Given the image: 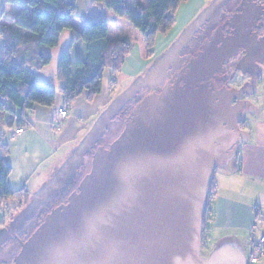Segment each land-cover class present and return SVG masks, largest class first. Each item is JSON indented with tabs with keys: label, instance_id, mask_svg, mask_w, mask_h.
I'll list each match as a JSON object with an SVG mask.
<instances>
[{
	"label": "water",
	"instance_id": "water-1",
	"mask_svg": "<svg viewBox=\"0 0 264 264\" xmlns=\"http://www.w3.org/2000/svg\"><path fill=\"white\" fill-rule=\"evenodd\" d=\"M243 12L130 113L109 148L95 150L77 191L21 241L14 264H206L200 253L210 186L247 138L239 123L251 104L233 107L240 91L212 88L240 48L259 44L241 23Z\"/></svg>",
	"mask_w": 264,
	"mask_h": 264
},
{
	"label": "rangeland",
	"instance_id": "rangeland-1",
	"mask_svg": "<svg viewBox=\"0 0 264 264\" xmlns=\"http://www.w3.org/2000/svg\"><path fill=\"white\" fill-rule=\"evenodd\" d=\"M143 2L147 4L149 0H127L126 6L130 10H134L138 3ZM240 2L241 0H187L183 2L173 14V26L170 29L162 27L157 32L152 49L147 47L141 33L127 18L124 17V22H117L114 25L107 13L116 14L107 8L94 7L88 12L85 19L89 22L94 17L100 16L101 22H105L112 30L111 37H114L119 31L123 32V36H125L123 38L130 45L129 55L119 75H114L110 69L104 73L103 94L110 93L111 104L107 111L101 115L97 124L95 119L87 118L81 108H77L78 106L75 107V110L72 108L70 110L71 118H75V122L82 128L91 127L92 122L95 124L93 129L95 132L87 143L84 141L83 145H80L81 137L84 135L82 134L78 137L80 140L76 138L72 144L69 142L59 150L57 147L54 150L44 143L41 132L33 134L32 139L25 143V139L34 133L32 127H24L25 134L22 137H13L12 133L18 128L17 122L13 129H9L5 121L2 120L3 124H0L1 144L6 147L5 158L13 163L14 178L19 177L22 169L24 170L27 166L29 170L38 171L39 174L35 180L24 178L29 189L25 188L28 198L24 201L21 210L11 213V209L17 204L12 200L0 203V264L15 263L21 241H26L53 211L66 203L69 196L77 191L84 176L91 171L95 150L100 147L109 148L117 140L125 129V123L130 113L148 95L158 92L163 83L178 72L179 68L200 49L204 42L212 37L222 23L232 17ZM17 13L15 8L4 4L0 10V22L13 24ZM121 18L123 17H119V19ZM75 20L76 17L73 16L72 22L74 23ZM65 33H70V30ZM2 43L3 41H0V47ZM71 43V40L62 37L61 48L56 50V56L61 53V50L62 52L68 50ZM79 56L80 48L77 47L72 54L73 70H75ZM247 56L244 60H241L240 57L236 58L225 70L229 74L235 71L229 85L238 88L240 96L244 95L243 100L246 98L250 100L255 96L253 93L252 97L251 93L253 84H256V80L252 77L254 72L264 73V39ZM48 86L57 92L56 103L52 107L55 109L63 97L57 82L49 83ZM6 117L8 119V115ZM251 120L252 114L249 112L244 122L246 127L249 126ZM52 132L54 135H59L60 130L54 128ZM0 150L4 153L2 148ZM73 153L75 156H71ZM238 154L239 148L233 150L227 162L217 168V172L232 168ZM67 155L70 157L64 160ZM55 168H61L59 171L62 173V177H65L64 179L57 180V177L54 181L51 180ZM40 177H43L48 184L46 188H42V184L38 183L37 179ZM62 183L64 185H61ZM212 248L207 239V242L201 246L200 260H210L213 264H222L218 260V256L212 254ZM213 259L219 262L217 263Z\"/></svg>",
	"mask_w": 264,
	"mask_h": 264
},
{
	"label": "trees",
	"instance_id": "trees-1",
	"mask_svg": "<svg viewBox=\"0 0 264 264\" xmlns=\"http://www.w3.org/2000/svg\"><path fill=\"white\" fill-rule=\"evenodd\" d=\"M126 1L93 0L94 4L107 8L116 16L127 18L144 37L147 47L152 49L159 29L173 26L174 12L187 0H151L147 6L138 4L134 10L126 6ZM5 3L21 7L13 19L16 28L2 26L1 30L0 114L8 115L5 121L7 128L13 129L16 122L17 130L31 127L26 117L28 112L37 107L51 108L55 105L57 92L40 84L34 71L52 63V51L59 46L60 35L65 31H72V44H85L86 56L76 61L75 70L71 49L66 50L60 59L58 79L64 83L60 89L65 104L63 110L71 109L84 93L88 94L89 101L100 95L107 69L114 75L121 73L130 52L129 43L126 40H110L109 27L105 22L75 29L72 17L76 13V0H5ZM0 124L3 121L0 120ZM1 143L2 139L0 148L4 153L0 150V203L9 200L16 202L11 209V213H16L22 209L28 192L25 188L18 191L10 188L12 168L5 158L6 147ZM213 192L214 181L207 197L201 246L207 242L210 232L208 224L212 214Z\"/></svg>",
	"mask_w": 264,
	"mask_h": 264
},
{
	"label": "crops",
	"instance_id": "crops-1",
	"mask_svg": "<svg viewBox=\"0 0 264 264\" xmlns=\"http://www.w3.org/2000/svg\"><path fill=\"white\" fill-rule=\"evenodd\" d=\"M150 1L151 0H149V2ZM149 2L147 4L145 2L138 4L147 6ZM4 4L5 6H12L7 5L5 0H0V10L3 8ZM12 7L15 8L18 13L21 11L20 6ZM94 7L102 8V6L94 4L93 0H76V13L74 15L76 20L74 23L72 22L75 29L81 30L85 26L100 23L102 21L101 18H99L100 16L94 17L89 22L85 19L88 12ZM107 16L114 25L117 22H124V18L119 19L116 15L107 13ZM2 26L16 28L13 24H7L1 21V42L3 41L1 36ZM22 33L24 34V32ZM111 35L112 30L109 28L110 40H125L122 31H119L114 37H111ZM62 37L68 38L72 42L73 33L72 31H70V33L63 32L60 35L59 46L52 51V63L47 67L37 70L38 82L40 84L48 86L49 83L57 82L59 89L64 87V83L58 79V66L66 50L63 52L61 50V53H58L57 56L55 52L61 48ZM77 47L80 48V56L77 59L84 58L86 56V46L83 42L71 43L67 49H71L72 55ZM252 77L256 80V86L253 84V91H251L252 97L253 93L255 94L253 99L249 100L246 98L251 104L250 112L252 114V120L249 126L246 127L245 125L244 128L247 138L239 147V154L233 167L230 169L226 168L222 172L216 171L214 178V196L211 202L212 214L208 224L210 229L208 239L213 247L212 254L217 255L218 260L222 264H250L251 236L253 233H256L257 236H264V73L258 74L254 72ZM103 91L104 85L102 93L96 96L93 101H89L88 94L84 93L74 103L72 109L75 110V107L78 106L77 108H81V111L87 118L95 119V123L97 124L102 117L101 115L107 111L108 106L111 104L110 93L108 92L104 95ZM59 102V105H57L55 109H52V107H37L33 111L27 113V120L30 122L33 130L32 132L34 133H31L32 135L25 139V143L32 139L33 134L41 132L44 143L47 144L48 147L54 148V150L56 147L57 150H59L64 147L66 143L70 142L72 144V141H75V139L82 134L84 135L81 137L82 142L80 145H83L84 141L87 143L93 136L95 124L92 122L90 124L91 127L82 128L80 124L75 122V118H71V109L68 110L69 117L62 123L63 128L57 129L55 126L56 119L60 111L65 108L63 98H61ZM100 111L102 112L101 114ZM6 116L5 114H0V120L6 121ZM54 128L60 130L59 135L53 134L52 131ZM14 133L15 132L12 133L13 137H17L14 136ZM24 134L25 131L18 136L22 137ZM73 155L74 153L71 154V156ZM67 157L70 156H65L64 160H67ZM6 160L8 165L13 167L12 174L9 178L10 188L14 191L23 188L29 189L24 178L35 180L39 172L29 170L27 166L24 170L22 169L19 177L14 178L15 169L13 163L9 162L8 158ZM60 169L61 168H55L56 171L54 170L51 175L52 181L57 179V177V180L65 178L62 177V173L59 171ZM67 179L66 181H68ZM37 181L42 184V188L48 186L43 177L38 178ZM64 184L66 185L65 181ZM64 184L62 183L61 185ZM213 260L217 263L219 262L215 259ZM204 262L206 264H213L210 260H205ZM258 264H264V258Z\"/></svg>",
	"mask_w": 264,
	"mask_h": 264
},
{
	"label": "flooded vegetation",
	"instance_id": "flooded-vegetation-1",
	"mask_svg": "<svg viewBox=\"0 0 264 264\" xmlns=\"http://www.w3.org/2000/svg\"><path fill=\"white\" fill-rule=\"evenodd\" d=\"M258 7H261L262 8V15L260 16V18L256 21L255 18H257L259 16V13L257 11V8ZM239 9H242L244 12L242 15H244V18H242V22L247 29H250L252 30V34L256 33L258 34L259 36V44L260 42L264 39L263 35H264V0H241V2L239 3L238 7H237V10H235L234 14L232 15V17L234 15H237L238 13V10ZM231 17V18H232ZM231 18H227L222 24H224L228 19H231ZM239 24V23H238ZM232 32V29H230L229 27H227L224 32L227 34V33H230ZM242 36V35H241ZM245 38V37H243ZM211 39V38H210ZM209 39V40H210ZM242 39V38H241ZM243 44L245 45L246 44V40H243ZM258 44V45H259ZM257 45V46H258ZM205 46V42L202 44V46L200 47V49L193 55L190 57V59L184 63L178 70V72H176V74L173 76V77H170L169 79L166 80L165 83H163V85L160 87V90L158 92H155V93H161L164 85L167 83V82H172L176 77L177 75L180 73V72H183L186 68H187V65L188 63L193 59V58H196L197 55L203 50V47ZM256 46V47H257ZM254 47V48H256ZM254 48H252L251 50H247L246 48L242 47L240 48V50L238 51V54L236 56H234L229 63L225 64L221 69L220 71H218L216 74H215V78L214 80H212V88L217 90V91H222L224 88L226 89H229V90H238V88H235L233 86H230L229 83L232 81V78H233V72L232 74H229L227 73L226 70V67H228L230 64H232L233 60H235L236 58H241V60H244L246 59L248 56V53L254 51ZM237 70V69H236ZM244 98V95L242 96H238L237 98H235L232 102V106L235 107L239 104H243V103H250L247 99L243 100ZM245 119V118H244ZM244 120H242L240 123H239V130L240 131H244V128H245V124H244Z\"/></svg>",
	"mask_w": 264,
	"mask_h": 264
},
{
	"label": "built area",
	"instance_id": "built-area-1",
	"mask_svg": "<svg viewBox=\"0 0 264 264\" xmlns=\"http://www.w3.org/2000/svg\"><path fill=\"white\" fill-rule=\"evenodd\" d=\"M68 112L66 110L60 111L55 126L57 129L61 128V124L67 119ZM24 133L23 129L15 131L14 136H18ZM251 252L249 256L250 264H258L264 258V236H257L253 233L251 236Z\"/></svg>",
	"mask_w": 264,
	"mask_h": 264
}]
</instances>
